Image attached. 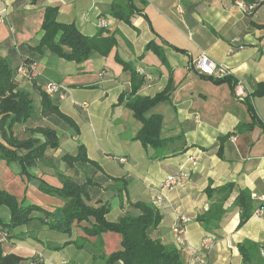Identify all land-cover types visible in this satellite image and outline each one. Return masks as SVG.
I'll list each match as a JSON object with an SVG mask.
<instances>
[{
    "label": "crops",
    "instance_id": "obj_1",
    "mask_svg": "<svg viewBox=\"0 0 264 264\" xmlns=\"http://www.w3.org/2000/svg\"><path fill=\"white\" fill-rule=\"evenodd\" d=\"M113 1L5 0L6 18L0 15V58L14 71L24 59L35 60V77L20 83L31 97L35 95L32 82L40 86L49 81L64 85V98L54 99L59 110L78 128L76 135L65 129L62 137L66 141L59 142L58 149L48 156L55 160L60 173L81 183L80 173L75 176L60 158L75 155L78 144L83 145L87 158L99 167L94 178L103 185L98 192L92 190L87 204H108V222H116L126 213L137 214L128 202L149 204L161 215L151 236L178 250L184 264H193L187 247L197 248L208 234L214 240L207 264H242L240 244L264 246V215H252L238 228L235 211L222 229L212 232H207L197 218L222 196L217 189L225 185L234 187L225 209L230 208L239 189L248 190L255 198L264 197V96L250 101L257 119L250 128L245 127L251 118L242 103L256 85L264 84V3L247 16L236 8V0H131L136 13L127 25L109 16ZM47 8L57 9L56 22L73 25L88 37L102 30L97 28V22L104 19L107 28L103 35L114 34L116 47L107 57L94 56L80 64L48 52L34 55L30 49L41 37ZM149 43H154L155 48L145 51ZM201 53L224 66L231 82L216 84L195 74L190 61ZM115 56L143 78L137 96L151 98L169 90L168 100L149 112L162 119L161 138L168 144L160 150L143 148L134 140L140 123L123 105L116 106L118 97L130 91V74L116 63ZM17 77L22 79L19 72ZM234 90L242 96H235ZM193 160L195 166H191ZM181 166L188 173L186 183L161 189L166 177ZM30 175L22 177L15 164L0 160V190L14 197L19 205L26 203L47 212L64 207L59 196L44 194L38 188L40 180L61 187L53 169L39 165L30 170ZM105 177L125 179V192L116 194L105 189ZM207 190L211 191L210 199ZM159 195L162 200L156 205ZM178 215L192 219L185 228L188 246L175 243L172 228ZM9 220L8 208L0 207L1 223ZM88 226L86 222L73 224L70 233L63 234L32 221L13 229L1 249L4 255L33 258L41 264H92V246L98 242L105 256L121 250L117 234L88 238L83 232ZM81 239L87 241V246L78 249L75 242ZM251 264H264V259L255 253Z\"/></svg>",
    "mask_w": 264,
    "mask_h": 264
},
{
    "label": "trees",
    "instance_id": "obj_2",
    "mask_svg": "<svg viewBox=\"0 0 264 264\" xmlns=\"http://www.w3.org/2000/svg\"><path fill=\"white\" fill-rule=\"evenodd\" d=\"M243 1L253 3L257 0ZM108 13L111 18L130 25V19L136 11L131 0H114L108 8ZM56 14L55 8L45 9L40 27L41 37L37 45L30 49L34 55L48 52L66 62L80 64L94 56L107 57L116 47L117 41L114 34L104 36V31L100 30L94 36H83L73 25L56 22ZM154 48V43H149L145 51H152ZM115 61L123 71H128L130 74V91L118 97L116 106L123 105L140 123V129L134 140L140 142L143 148L160 150L168 144L161 138L162 119L158 115H150L149 112L168 100L169 90L165 89L151 98L137 96L136 93L144 84L143 78L137 75L129 63L123 62L117 56ZM32 65H35V60L28 57L14 71L4 59L0 58V160L6 164H15L18 167V174L25 178L32 177L30 170L39 165L53 169L54 176L61 183V187L55 188L40 180L38 188L44 194L59 196L64 200L65 205L54 212H47L34 205L26 203L19 205L14 197L0 190V207H7L10 212V220L7 224H2L0 221V235L4 234L6 240L13 229L32 221L46 224L49 230L69 234L73 224L86 222L89 223V226L83 229L86 237L98 238L105 233H114L121 240V250L109 256L103 254L99 242L93 245L92 264H184L178 250L151 236L161 221V215L154 206L128 202L137 214L126 213L116 222L110 223L106 220V215L110 211L108 204L96 205V207L87 204L91 200L92 190L95 188L98 192L103 185L98 181L99 179L94 178L99 172V167L87 158L82 144H78L75 155L64 154L60 161L68 170H72L75 176L80 173L83 182L64 176L58 171L54 165L55 160L48 156V153L56 151L59 147L57 130L49 126H32L30 123L36 118L39 120L54 118L61 123L62 127L73 131L74 135L78 134V128L70 117L59 110L55 99L46 93L44 86L31 81V89L37 98V103L30 93L20 88L23 79H18V72L23 69L29 73ZM201 78L216 84L231 82L230 77L218 80ZM236 84L237 82L233 83V88ZM261 96H264V84L256 85L254 91L242 100L251 118V123L246 125V128L257 123L250 101ZM242 127L241 125L238 129ZM230 136L231 134L220 140ZM174 144L175 142L172 141L171 145ZM103 182L108 184L105 189L113 190L116 194L126 190L125 179L105 177ZM233 189L231 184L217 189L222 196L212 201L208 210L197 218L207 232L222 229L235 211L239 217L237 227L240 228L256 209L264 207V203H257L248 190L239 189L230 208L225 209L224 204ZM206 192L210 199L211 191ZM75 245L78 249H82L87 246V241L81 239L76 241ZM258 249L252 243L240 244L238 250L242 256V264H251L254 254H258ZM0 264L41 263L33 258L25 259L14 254L4 255L0 242Z\"/></svg>",
    "mask_w": 264,
    "mask_h": 264
},
{
    "label": "built area",
    "instance_id": "obj_3",
    "mask_svg": "<svg viewBox=\"0 0 264 264\" xmlns=\"http://www.w3.org/2000/svg\"><path fill=\"white\" fill-rule=\"evenodd\" d=\"M5 0H0V15L3 17V19L6 18L7 15V7L4 5ZM264 0H257L253 3H245L243 0H236L234 2V5L236 8H238L244 15L246 14H252L254 13L260 4H263ZM97 28L98 29H106L107 24L104 19L99 18L97 22ZM10 32H13V28L10 27ZM34 68L35 65H32L29 68V73L27 71L21 69L19 71V74L21 75L22 79H26L28 81L32 80L35 77L34 74ZM190 68L191 70L201 76V77H207L214 80L230 77L229 71L222 65H218L211 61L204 53H201L194 59L190 61ZM237 86V84H236ZM235 86V88H236ZM44 89L46 93L51 96L52 98H56L59 100H62L65 96V93L67 92V89L64 85L49 81L45 84ZM240 97L242 96L239 91L234 90V94L236 96ZM123 159H120V162H123ZM195 161H191V166H195ZM188 179V173L182 168V166L178 169V171L172 175H168L164 182L162 183L161 189H167L170 190L173 187H178L186 183ZM260 203H264V197L255 198ZM162 200V197L159 195L156 197L155 203L156 205L160 204ZM253 215L257 216H263L264 215V207L256 209L254 211ZM192 221L189 217H186L184 215H178L176 224L172 228V232L174 234L175 243L181 247L184 245H187L186 243V232L185 228L186 226ZM213 236L212 235H206L204 239L202 240L201 244L197 248H193L191 246L187 247V252L189 255V259L193 262V264H207L206 258L208 253L213 248ZM5 241V235H0V242ZM259 256L264 259V246L259 247L258 250Z\"/></svg>",
    "mask_w": 264,
    "mask_h": 264
},
{
    "label": "rangeland",
    "instance_id": "obj_4",
    "mask_svg": "<svg viewBox=\"0 0 264 264\" xmlns=\"http://www.w3.org/2000/svg\"><path fill=\"white\" fill-rule=\"evenodd\" d=\"M25 88V86H24ZM21 89H23V86H21ZM34 94V93H33ZM33 100L37 103V98L35 97V95L32 96ZM32 126H49L50 128L56 129L58 134H59V139L61 143H64L66 140L62 137L63 135H65V128L62 127L61 123H59V121H57L56 119H45V120H39L38 118L34 119V121L32 123H30ZM64 133V134H63ZM69 139V138H67ZM70 141V140H68ZM69 143V142H68ZM77 149V147H76ZM51 185V184H50ZM53 186V185H51Z\"/></svg>",
    "mask_w": 264,
    "mask_h": 264
},
{
    "label": "water",
    "instance_id": "obj_5",
    "mask_svg": "<svg viewBox=\"0 0 264 264\" xmlns=\"http://www.w3.org/2000/svg\"><path fill=\"white\" fill-rule=\"evenodd\" d=\"M56 216L60 217V215H59V214H56Z\"/></svg>",
    "mask_w": 264,
    "mask_h": 264
}]
</instances>
